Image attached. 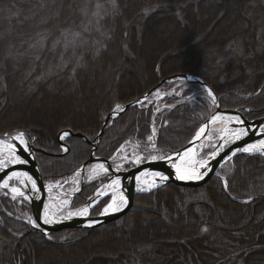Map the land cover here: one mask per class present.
<instances>
[{"label":"trees","instance_id":"16d2710c","mask_svg":"<svg viewBox=\"0 0 264 264\" xmlns=\"http://www.w3.org/2000/svg\"><path fill=\"white\" fill-rule=\"evenodd\" d=\"M84 1L0 0V134L25 132L45 183L92 156L93 146L76 136L65 139L70 151L63 156L62 132L93 141L117 104L139 100L169 77L159 89L162 109L144 104L112 120L97 157L111 159L128 140L147 147L153 124L160 156L185 148L215 106L202 85L178 76L203 79L224 110L264 118V0H114L100 34L86 32L83 47H67L62 36L82 30ZM230 15L234 21L222 28ZM158 22L185 37L147 54ZM183 58L188 63L180 64ZM98 185H86L73 208ZM131 206L108 226L61 230L50 239L24 221L31 206L2 191L0 264H264L263 155L240 154L202 187L170 183L136 195Z\"/></svg>","mask_w":264,"mask_h":264},{"label":"water","instance_id":"95a60500","mask_svg":"<svg viewBox=\"0 0 264 264\" xmlns=\"http://www.w3.org/2000/svg\"><path fill=\"white\" fill-rule=\"evenodd\" d=\"M192 46V45H191ZM189 46V47H191ZM184 78L189 82H196L198 84H201L208 92L209 96L215 103V112L207 119V121L203 124L201 128H205L200 138H197L198 135L194 137V139L182 150H179L176 153H171L169 156H166L165 158L159 160V162H153V163H147L144 164L136 169H133L131 171L127 172H120L117 171L114 166L112 165L110 160L104 159V158H98L96 157L95 153L98 149V145L101 142V139L103 138V135L105 134V131L107 129L108 123L110 120H113L120 115H122L125 111L128 109L138 106L141 103H144L146 99H149V97L159 89V87L165 83L172 80V78H167L164 81L160 83L159 86H157L155 89L150 91L148 94H146L143 98L140 100L133 102L131 104H128L125 106L121 111H114L112 112L109 117L107 118L105 124L103 125L100 133L96 137V139L91 142L87 137H85L82 134H74L72 131L67 130L64 132L70 133L69 136H78L86 140L88 143H91L94 146L93 153L91 158L81 167L80 173L83 177V183L82 188H84L86 184V169L88 165H91L95 162H104L110 169L111 174L113 175V178L119 177L122 181V192L125 196V199L128 201V205L126 207H121L119 210H116L111 213H105L98 217L90 216H77V217H70V218H64L60 220H52L51 223H44V219L46 218L45 212L43 211V204L46 197V190L45 188V182L44 178L42 176V172L40 169V166L37 162L36 157V151L37 149L34 147V145L29 141V149L27 151L24 150L23 146L19 144L18 141L12 140L11 142L16 144L17 146V155L21 157L22 160H26L27 163H18L14 164L11 167L4 169L0 173V185L1 181L8 179L10 174L12 172H26L28 173L33 179L37 181V187L40 189L39 192H36L32 190V188L27 189L25 193H28V197L30 199V205L33 210V220H35L40 227H37V230L46 235L49 236L52 233L59 232L61 230H67V229H79V230H93L96 228L108 226L111 223L115 222L116 220H119V218H122V216H125L130 209L132 208L131 205H133L135 196L139 193H141L140 190L136 189V185L138 182V177L140 173L143 172H162L167 179L159 180L158 187H162L165 185L176 184L182 187H188V188H198L202 187L203 185L207 184L213 177L218 176V171L229 161L234 159L236 156L243 154V153H249V154H262L264 156V152L259 151H253V152H244L243 149L246 148L248 145H258V142L261 140H264V118L262 119H256L253 121L248 120L245 115L239 111V110H223L221 107L219 96L213 91V89L202 79H194L193 77L189 75H185ZM210 90V91H209ZM240 117V120L243 121V123H239L235 120L231 121L230 125L226 124V127L223 131V133L218 136V138L215 140L216 148L214 152H212L209 157L205 160L206 161V169L202 167L201 173H204L207 171L206 175H202L201 178L196 179H180L179 175L177 173V166L175 163L180 161L182 154L186 151H189V149H194L197 151L201 143H203L207 137L208 133L211 131V128L215 121H213V117ZM239 128H245L247 129V135H244L239 140H232L233 143L228 146L227 148L223 149L221 152H218V149L224 146L225 140H227V137L229 135V131ZM62 132V133H64ZM201 131L199 130L198 133ZM61 133V134H62ZM197 133V134H198ZM60 134V135H61ZM15 134H0V139H9L10 137L15 136ZM67 136V137H69ZM60 137V136H59ZM65 137V138H67ZM60 145L63 149H68L67 151H64V155L67 154L70 151L69 146L65 143V139L61 140L59 139ZM240 151H237V150ZM213 153H216V155H213ZM235 153V154H234ZM181 154V155H178ZM196 160H199V157L196 156ZM181 174V173H180ZM20 179L25 180L27 183L29 180H27L24 177H20ZM13 181H19L17 178H12ZM10 180V181H11ZM2 187V186H1ZM5 189V187H2ZM9 191V189H7ZM11 192V191H9ZM98 197H95V200H97ZM93 202V201H90ZM50 219L49 217H47ZM89 221H93L94 223L89 226Z\"/></svg>","mask_w":264,"mask_h":264},{"label":"snow or ice","instance_id":"6c2138e0","mask_svg":"<svg viewBox=\"0 0 264 264\" xmlns=\"http://www.w3.org/2000/svg\"><path fill=\"white\" fill-rule=\"evenodd\" d=\"M116 109H120L119 104L116 105ZM216 119H219V117H213V121H215ZM228 119L229 120H235L239 123H243V121H241L240 117H238V116L229 117ZM200 131L203 132L204 129L201 128ZM262 131H264V130H262ZM69 135H70V133L64 132L60 135L59 139L63 140V139H65V137H67ZM197 135H199V133ZM244 135H247V129H245V128L234 129V130H231L230 139L231 140H239ZM152 139H153L152 136L148 137L149 141H152ZM12 140L18 141L19 144L23 146L25 151H27L29 149V142H28V139L26 138L25 132H23V131L17 132L15 136L10 137L9 139H0V171H3L4 169L8 168V166L10 164L14 165V164H18V163H27L26 160H22L21 157L16 154L17 153V146H16V144L11 142ZM228 142H229V140H225V143H228ZM67 150L68 149H64V151H67ZM261 150H264V140L259 141L258 145H248L246 148L243 149L244 152H253V151H261ZM190 151H191V149H189V151L184 152L182 154V157L188 156ZM237 151H240V150L238 149ZM178 155H181V154H178ZM213 155H216V153H213ZM156 158L157 157H155V156L152 157V159H156ZM137 162H139V157H137ZM199 163H200V167H203L206 169L207 166H206L205 162L201 161ZM117 170H119V165L117 166ZM107 172H108V168L105 167V165L97 164V165H94L91 167L89 178L91 179L94 175H99L101 173H107ZM177 173H178L180 179H192V178L199 179V178H201L202 175H206L207 171H205L204 173H197L195 171H192V172H189L188 174L185 175V174H180L181 169L179 167H177ZM79 175H80L79 172L75 173L76 177H79ZM155 175L159 176L161 180L167 179L166 177L162 176L160 173H155ZM14 177L17 178L21 184H24V181L22 179H20V177L26 178L27 180H29L31 182L32 190H34L36 192L40 191V189L37 187V181L35 179H33L26 172H22V173L21 172H12L10 174V176L8 177V179L4 181L3 185H0V186L7 187L8 181ZM119 184H120V180L117 177L116 179L112 180L109 185H104L103 187L111 188L113 186H118ZM54 186L59 187L60 182L57 181L56 185H49L48 187L51 190V188ZM154 186L155 185H150L149 187H154ZM24 187H28V185L24 184ZM225 187H227L226 182H225ZM12 192L14 194L20 195L21 197L23 196V192H21L20 189L17 187H13ZM100 195H107V193L101 192L100 190H98L97 193H95L93 197H89V200L93 201V203H89L88 205L78 209L75 213L69 212L68 215L69 216L70 215L88 216L90 208H92L94 206V203L99 202V201L95 200V197L100 196ZM13 198H15V195L13 196ZM67 204H68L67 200L62 201V206L67 205ZM127 205H128L127 199H125V198H123V196H121L119 203H117L116 195L113 194L111 197V202L108 203L106 205V207L103 209V213H107L109 209L119 210L121 207H126ZM28 222L30 224H33L36 227H40V225L35 220H33L32 217H28ZM51 222H52V220L47 218V213H46V218L44 219V223L47 224V223H51ZM92 223H94V222L89 221V226H91ZM49 238L51 239V237H49Z\"/></svg>","mask_w":264,"mask_h":264},{"label":"rangeland","instance_id":"374dc122","mask_svg":"<svg viewBox=\"0 0 264 264\" xmlns=\"http://www.w3.org/2000/svg\"><path fill=\"white\" fill-rule=\"evenodd\" d=\"M31 2V0H28ZM81 9L83 12V19H84V25L82 30L72 28L68 29L62 36L63 43L65 46H75L78 48H81L84 46V36L89 33H98L102 31V21L103 19L110 13H112L114 9V0H106L104 3L100 2L99 0H89L84 1L83 3L80 2ZM229 22H227L225 25H222V28H226L228 24L234 21V16H229ZM150 32L147 38V49L146 53L148 54L149 51L154 52L158 51L160 48H172L174 47L175 43L177 41H180L185 36L184 34H181L177 32L174 28V26L168 22H158L157 24L150 27ZM86 46V45H85ZM191 46V45H189ZM187 47L186 49H189L191 47ZM154 50V51H153ZM189 58H183L180 60L181 63H188ZM47 109L49 110L51 108V104L46 105ZM39 108V106H38ZM24 112H27V108H23ZM36 111L42 112V109H37V106H35ZM75 110V109H73ZM77 112V110H75ZM16 115L21 117L22 115L19 113H16ZM225 128V123L220 122L213 125L211 131L209 132L208 140L211 141V144L207 141L204 144V148L202 153L199 156L200 160H205L207 158V155L214 152L215 148L213 146V143L215 140L220 136ZM231 141L229 142V144ZM228 144V145H229ZM209 150L210 152L206 154V151Z\"/></svg>","mask_w":264,"mask_h":264},{"label":"bare ground","instance_id":"6f19581e","mask_svg":"<svg viewBox=\"0 0 264 264\" xmlns=\"http://www.w3.org/2000/svg\"><path fill=\"white\" fill-rule=\"evenodd\" d=\"M185 76V75H184ZM184 76L182 77V76H178L176 79H178V80H186L185 78H184ZM190 76V75H189ZM192 77V76H191ZM198 79H200V78H198ZM203 80V79H202ZM187 81V80H186ZM152 91V90H151ZM149 93V92H148ZM147 93V94H148ZM161 96H165V94L163 93V92H161V91H159V89H157L156 91H154V93L150 96V98H155L156 99V97H161ZM114 111H116V110H114ZM114 111H112V112H114ZM111 112V113H112ZM109 117V116H108ZM107 120V119H106ZM114 120V119H113ZM112 120H110L109 121V123L111 122ZM231 121H233V120H229L227 117H222V116H220L219 117V119H216L215 120V123L214 124H216V123H220V122H224V123H226V124H229L230 125V123H231ZM106 122V121H105ZM109 123H108V125H109ZM105 124V123H104ZM213 124V125H214ZM108 127V126H107ZM204 130H205V128H204ZM151 132L152 133H158V131H157V127H156V125L155 124H153L152 126H151ZM74 133V132H73ZM202 133L203 132H200L199 133V135H198V137L197 138H200V136L202 135ZM230 131H229V135H228V137H227V140H231L230 139ZM74 134H82V135H84L83 133H74ZM26 135V134H25ZM27 136V135H26ZM85 136V135H84ZM76 137H78V136H76ZM85 137H87V136H85ZM27 138H28V136H27ZM79 138H81V137H79ZM88 138V137H87ZM29 139V138H28ZM81 139H83V138H81ZM89 139V138H88ZM96 139V138H95ZM94 139V140H95ZM84 140V139H83ZM90 140V139H89ZM93 140V141H94ZM102 140V139H101ZM207 140V139H206ZM30 141V140H29ZM84 141H86V140H84ZM91 141V140H90ZM93 141H91V142H93ZM31 142V141H30ZM87 142V141H86ZM33 145H34V143L33 142H31ZM88 143V142H87ZM89 144H91V143H89ZM100 144V143H99ZM92 145V144H91ZM61 146V145H60ZM93 146V145H92ZM99 146V145H98ZM224 146H225V144H224ZM224 146H222L221 148H219L218 149V152H221L222 150H223V148H224ZM34 147H35V145H34ZM94 147V146H93ZM36 148V147H35ZM62 148V147H61ZM37 149V148H36ZM63 149V148H62ZM201 150H202V143H201V145L199 146V148L197 149V151H195L194 149H192L190 152H189V155L188 156H183V157H181V159H180V162L179 163H177V167H179L180 169H181V174H188L189 172H192V171H195V172H197V173H201V170H202V167H200V163L199 162H201V161H199V160H196V156H199V154H200V152H201ZM37 152H38V149H37V151H36V154H37ZM259 152H264V150H261V151H259ZM64 153V152H63ZM243 154H247V153H243ZM66 155V154H65ZM63 156H64V154H63ZM37 157V156H36ZM35 157V158H36ZM38 162V161H37ZM203 162H205L206 163V161H203ZM144 164H147V163H143V164H133V163H131V162H129V161H126V160H123L122 162H121V168H122V170L124 171V172H127L128 173V171H131V170H133V169H136V168H138V167H140V166H142V165H144ZM12 166V164H10L9 166H8V168L9 167H11ZM7 169V168H6ZM41 169V168H40ZM4 171V170H3ZM2 171H0V173H1ZM42 172V171H41ZM155 173H160L162 176H164L165 177V175L162 173V172H159V171H157V172H154V171H152V172H143V173H140V175H139V177H138V182H137V185H136V189L137 190H140L141 192H143V193H141V194H150V193H152V192H154V191H156L157 189H159V188H161V187H158V186H156L157 184H158V182L157 181H159L160 180V177L159 176H156L155 175ZM43 176V175H42ZM103 176V175H102ZM119 178V177H118ZM114 179H116V178H114ZM154 179L155 180H157V181H154ZM5 180H7V179H5ZM5 180H3V181H1V185H3V183H4V181ZM23 180V179H22ZM212 180V179H211ZM24 181V184H27L28 185V187H24V184H21L19 181H13V180H9L8 181V186L7 187H5V189L4 188H2L1 186H0V192H2L3 191V193H5L6 195H8L9 197H11L13 200H17V201H19V202H22V201H24V202H27L29 205H30V199H29V195H28V193H25L26 192V190L27 189H30L31 188V182L29 181L28 183L25 181V180H23ZM154 183H153V182ZM89 184V183H88ZM87 184V185H88ZM106 183H105V181L104 180H101V182H100V184L98 185V187H101L100 189H103L104 191L103 192H106L107 193V195H108V193L109 192H111V194L113 195V194H115L116 195V199H117V203H119V200H120V198H121V196H123V198H125V196H124V194H123V192H122V189H120V188H122V181L120 182V184L118 185V186H113V187H111V188H105V187H103L104 185H105ZM150 185H155L154 187H149ZM49 184L48 185H46L45 186V190H46V193H47V195L48 196H55L54 195V190L53 189H49ZM13 187H17V188H19L20 189V191L21 192H23V196L21 197L20 195H17V194H14L13 192H12V188ZM97 187V188H98ZM7 189H9V191H11V192H9V191H7ZM143 189V190H142ZM117 190V191H116ZM15 195V198H13V196ZM55 198H56V196H55ZM50 202L49 201H47V198L45 197V200H44V204H43V211L45 212V215H46V213H47V217H49V218H56V216H57V209H55V208H49V207H47V205L49 204ZM89 203H93V202H89ZM106 205L107 204H105L104 206H102L101 207V209H100V211H103V209L106 207ZM31 206V205H30ZM99 206H100V204H95L94 203V206L92 207V208H90V211H89V214H90V216L91 215H94V212L99 208ZM67 207H69L68 206V204H67ZM32 208V207H31ZM61 208L62 209H65V206H61ZM78 209L77 208H75V211H77ZM99 211V212H100ZM111 211H114L113 209H109L108 210V212H111ZM76 216H80V215H76ZM32 219H33V210H32ZM27 224H29L32 228H34L35 229V231H38L37 230V227L36 226H34L33 224H30L29 222H28V218H26L25 220H24ZM39 232V231H38ZM57 233V232H56ZM52 234H54V233H52ZM52 234H50V235H52ZM44 235V234H43ZM50 235L48 236V237H50ZM46 236V235H45Z\"/></svg>","mask_w":264,"mask_h":264},{"label":"built area","instance_id":"2783aa9c","mask_svg":"<svg viewBox=\"0 0 264 264\" xmlns=\"http://www.w3.org/2000/svg\"><path fill=\"white\" fill-rule=\"evenodd\" d=\"M137 157H139V162L142 160V158H143V156H141V155H138V156H135V157H133L132 159L128 156V155H126V156H124L123 158H122V161L123 160H126V161H129V162H131V163H138L137 162ZM120 166H121V163H120ZM101 174H103V173H101ZM100 175V174H99ZM95 176H97V175H94L93 177H95ZM92 177V178H93ZM78 181V179L76 178V177H73V178H71V181H70V183L71 184H73V188L71 187L70 189H67V190H64V188H63V186L62 187H60V189H59V191L57 192V193H55L54 195L56 196V198H55V196H54V199H55V201H53V202H56V204L57 205H62V201H64V200H69V198H70V196H72L73 195V192L78 188V186H79V181Z\"/></svg>","mask_w":264,"mask_h":264}]
</instances>
